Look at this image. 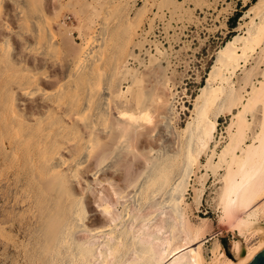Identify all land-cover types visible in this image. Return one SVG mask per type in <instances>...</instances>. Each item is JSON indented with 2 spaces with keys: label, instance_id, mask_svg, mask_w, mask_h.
<instances>
[{
  "label": "bare ground",
  "instance_id": "obj_1",
  "mask_svg": "<svg viewBox=\"0 0 264 264\" xmlns=\"http://www.w3.org/2000/svg\"><path fill=\"white\" fill-rule=\"evenodd\" d=\"M111 1L89 39L70 56L60 47L62 37L54 29L57 18L44 11V0H0V151L9 149L4 156L16 160L18 182L23 184L20 201L29 206L33 221L30 264H244L264 248V0H256L243 16L253 17L247 35L233 36L217 52L191 119L176 135L175 149L137 187L143 193L139 201L133 208L124 203L121 216L105 223L97 219L100 226L88 228L84 223L90 212L88 197L74 189L84 181L82 172L92 158L99 165L106 162L110 143L129 142L130 134L144 129L141 121H152L141 94L133 92L125 101L134 102L138 112L131 107L125 111L119 103L123 91L116 89V79L127 64L114 56L118 21ZM12 36L27 38L24 49L42 56L45 66L61 64L63 74L53 88L40 86L38 69L22 60L6 59L13 48ZM251 60L250 69L238 75ZM35 95L40 100L38 111L24 114L20 96ZM156 102L159 109L167 105L163 97ZM113 112L121 122L116 123ZM170 112L161 116L168 126L174 120ZM226 115L232 118L227 127L229 142L218 158L223 174L216 172L221 184L218 217L219 225L241 240L233 239L226 249L215 239L213 257L207 260L204 245L216 234L210 233L207 218L191 224L186 195L193 187L195 202L201 205L204 189L198 192L191 181L198 169L214 165L215 135L219 119ZM138 164L132 159L116 170L126 187L133 185V166ZM98 172H93L94 179ZM198 178L203 186L206 174ZM152 192L162 193L155 205L147 204ZM102 210L109 214L111 206ZM80 230L91 238H104L99 244L91 238L78 241L75 235ZM21 245L12 244L16 251Z\"/></svg>",
  "mask_w": 264,
  "mask_h": 264
},
{
  "label": "rangeland",
  "instance_id": "obj_2",
  "mask_svg": "<svg viewBox=\"0 0 264 264\" xmlns=\"http://www.w3.org/2000/svg\"><path fill=\"white\" fill-rule=\"evenodd\" d=\"M110 1L44 0L42 4L44 11L51 18H57L54 29L62 37L60 47L64 52L70 56L78 53L80 47L86 43L96 28L103 15L104 7ZM255 1H111L112 14L118 21L115 31L116 52L114 56L116 60L125 61L127 64V68H122L120 77L116 79V89L123 91V98L119 103L125 111L133 108L138 112L134 102L130 104L125 101L131 99L133 92L141 94L144 105L149 108L152 121H141L140 124L144 129L139 128L135 131L140 135L133 132V135L130 134V136L135 135L133 138L129 136L132 142L112 145V143L109 144L110 140L106 141L105 145H110L107 146V151L109 153L112 151L110 154L107 153V158H109H106V162L99 165V162L92 158L87 169L82 172L85 182L76 184L74 189L76 194L83 193L82 196L85 195V199L88 197V199H84L88 200L87 202L90 204V212L86 214L84 220L88 228L99 227L97 219L102 220L103 223L111 221L113 218L116 219L119 213L121 216L124 203H130L133 208L142 197L143 193L137 192V187L155 169L162 166V157L175 149L176 135L191 119L195 108V99L200 89L206 84L211 68L215 64L217 52L233 36L247 35L246 33L253 25V17L243 18V16ZM9 13L6 11V17L13 25L14 22ZM255 21L258 22V20ZM2 32L5 36L8 35L6 31ZM26 39L12 36L13 48L9 58L6 59L22 60L28 67L38 69L41 76L40 86L49 90L61 79L62 66L58 62H51L45 66L46 63L42 56L26 52L23 47V41ZM256 57L257 55L253 58ZM253 61L246 64L247 67L241 68L237 74L241 75L244 70L250 69L249 66L251 67ZM214 84L216 85L217 82ZM22 97L20 96V107L23 108V113L27 115L36 113L38 111L36 106L40 104L39 96ZM157 97H163L167 101L166 107L159 109L156 102ZM167 112H170L174 118L170 126L162 122H166L161 116ZM231 118V115H226L219 119L215 135V151L218 155L213 159L214 165L209 170L203 167L198 169L197 176L191 181V186L194 185L198 192L204 189L201 205L195 202L193 187L188 188L186 195V202L189 204L187 215L191 224L195 226L199 224L200 218H207L208 222H211L209 223L210 233L216 234L214 239H209L204 245L207 260L213 257L215 239L221 245L224 239L229 246L234 240H241L228 228L219 225L220 210L217 205L218 192L221 187L220 176L217 175L223 174V167L221 166V169L217 167L218 158L219 153L221 154L229 142L227 127ZM113 119L116 123L122 121L114 112ZM186 138L189 137L186 136ZM6 152L9 154V149L4 148L0 151V264H30L31 245L29 239L34 225L29 206L20 201L23 194L20 187L23 184L18 182V178L21 177L18 173V165L15 159L4 156ZM132 159L138 160L140 164L133 166L135 178L133 185L126 187L125 182H121L117 178L116 170L120 171L125 168V163L127 161L130 163ZM201 161L202 164H206V156H203ZM96 170L99 171L98 178L94 179L93 172ZM203 174H206L207 180L202 186L198 177ZM150 190H147V194L151 192ZM35 191H38L36 187ZM161 196L162 193L152 192L147 204H157L161 200ZM104 206H111L109 214L103 212ZM216 231L218 232L216 233ZM75 237L78 241H84L91 238L92 235L80 230L77 231ZM102 237L104 238V236ZM102 237H99L100 239L98 237L91 238L93 240L91 241L99 244L103 240ZM19 243L22 244L21 250H14L13 247Z\"/></svg>",
  "mask_w": 264,
  "mask_h": 264
},
{
  "label": "water",
  "instance_id": "obj_3",
  "mask_svg": "<svg viewBox=\"0 0 264 264\" xmlns=\"http://www.w3.org/2000/svg\"><path fill=\"white\" fill-rule=\"evenodd\" d=\"M222 245L228 249V242L226 240H222ZM244 264H264V248L260 249L254 257L250 258Z\"/></svg>",
  "mask_w": 264,
  "mask_h": 264
}]
</instances>
